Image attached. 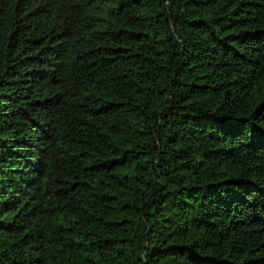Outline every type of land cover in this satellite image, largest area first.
Instances as JSON below:
<instances>
[{"label": "trees", "instance_id": "obj_1", "mask_svg": "<svg viewBox=\"0 0 264 264\" xmlns=\"http://www.w3.org/2000/svg\"><path fill=\"white\" fill-rule=\"evenodd\" d=\"M0 264H264V0H0Z\"/></svg>", "mask_w": 264, "mask_h": 264}]
</instances>
